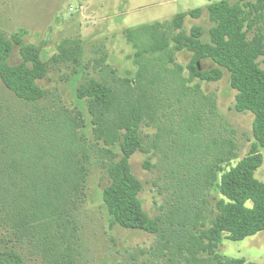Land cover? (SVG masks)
<instances>
[{"label": "trees", "instance_id": "obj_1", "mask_svg": "<svg viewBox=\"0 0 264 264\" xmlns=\"http://www.w3.org/2000/svg\"><path fill=\"white\" fill-rule=\"evenodd\" d=\"M204 11L211 24L207 42L201 26L183 30L187 17L199 19ZM124 39L133 50V77L114 75L101 56L100 80L88 78L76 90L90 116L91 139L81 133L85 120L77 110L0 117V221L10 235L0 240V264H26L20 252L25 246L44 264H79L80 216L92 165L108 181L102 202L109 227L155 236L152 248L129 253L126 264H246L218 249L222 240L264 231V182L255 177L264 149V68L258 61L264 62V0L216 1L170 21L127 29ZM14 47L20 61L10 65ZM78 51L61 47L43 61L39 46L0 31V82L35 107L47 96L37 82L49 65L73 63ZM181 52L190 54L185 66L175 59ZM223 70L235 91L233 110L252 115L253 142L241 158L223 135L215 99L195 82H217ZM143 128L156 132L145 140ZM138 151L160 154L162 163L171 158L170 168L188 173L179 180L176 205L162 207L156 217L143 209V186L131 171ZM212 190L219 198L207 210L199 195Z\"/></svg>", "mask_w": 264, "mask_h": 264}, {"label": "rangeland", "instance_id": "obj_2", "mask_svg": "<svg viewBox=\"0 0 264 264\" xmlns=\"http://www.w3.org/2000/svg\"><path fill=\"white\" fill-rule=\"evenodd\" d=\"M216 1L220 0H0V31L6 37L17 35L24 43L39 46L43 61L50 60L61 47L79 49L73 63L49 65L46 77L37 82L47 96L35 107L17 100L0 82V117L8 114L25 116L34 109L44 111L63 107L77 110L85 120L81 133L91 139L90 116L85 102L77 98L76 90L88 78L100 80L96 60L105 56V64L115 72L114 75L131 78L135 71L133 50L125 42V30L170 21L177 14L204 9L207 4ZM227 1L233 4L238 0ZM192 26L204 29L202 41L207 42L206 34L211 24L205 11L199 19L187 17L184 20L183 30L186 33ZM189 58L187 52L175 56L176 62L182 66L188 63ZM19 61L17 47H14L9 64L15 65ZM258 61L264 68L263 59ZM211 66L205 62L203 68L210 69ZM195 82L199 83L205 95L215 99L219 119L226 129L223 135L233 140L238 148V157H243L253 142L252 115L233 110L235 91L230 87L227 71L223 70V76L217 82ZM229 130L233 132L229 133ZM142 132L147 136L146 140L156 130L143 128ZM260 152L262 165L255 172V177L264 182V149ZM150 156L136 152L130 159V167L143 186L139 194L143 209L150 217H156L161 215L162 207L176 205L180 193L179 180L188 173L184 168H170L169 165H174L171 158L162 163L160 154ZM146 161L152 165L151 169L144 168ZM107 184L104 171L92 165L86 185L87 199L80 216L79 264H126L129 253H136L139 249L149 250L155 245L153 235L118 226L109 227V217L102 202V191ZM218 198V193L213 190L199 195V199L207 202V210L215 207ZM8 238L10 235L0 221V240ZM0 245L3 246V242ZM25 247L20 252L26 264H44L40 255ZM218 252L228 258L244 259L246 264H264V231L241 241L222 240Z\"/></svg>", "mask_w": 264, "mask_h": 264}, {"label": "crops", "instance_id": "obj_3", "mask_svg": "<svg viewBox=\"0 0 264 264\" xmlns=\"http://www.w3.org/2000/svg\"><path fill=\"white\" fill-rule=\"evenodd\" d=\"M208 5V4H207Z\"/></svg>", "mask_w": 264, "mask_h": 264}]
</instances>
